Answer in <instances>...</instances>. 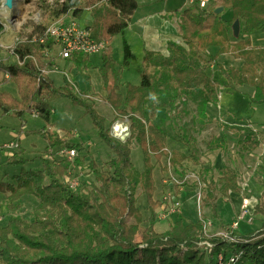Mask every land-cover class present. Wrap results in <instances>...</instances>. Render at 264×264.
Segmentation results:
<instances>
[{
	"label": "trees",
	"instance_id": "trees-1",
	"mask_svg": "<svg viewBox=\"0 0 264 264\" xmlns=\"http://www.w3.org/2000/svg\"><path fill=\"white\" fill-rule=\"evenodd\" d=\"M137 7L135 0H56L53 5L43 4L44 19L30 23L25 33L27 39L11 48L22 64L0 60V83L13 81L18 90L17 96L0 93L2 115L18 118L23 125L26 116L33 113L49 123L53 113L51 102L68 98L84 107L98 136L114 154L103 169L91 162L93 180L89 187L80 183L73 190L63 180L71 174L69 170L83 165L78 157L74 161L56 162L41 158L40 169L22 170L13 183L0 182V192L7 200L5 204L0 202V211L3 209L8 214L5 223H0V264H264V179L261 200L251 212L252 217L260 216V227L246 235L233 234L235 242L206 237L201 220L184 224L178 219L168 230L157 232L153 224L157 220L155 208L160 202L153 200L155 186L150 161L151 155L157 160L165 155L169 165L178 169L183 162L197 159L195 140L186 136L180 137V141L191 153H169L164 117L154 122L161 109L176 110L177 99L181 104H197L202 119L207 117L206 104L218 103L222 87L251 86V101L264 104V47L252 46L250 40L252 33L264 31V0H211L206 9L189 6L176 13L182 42L169 41L167 55L146 50L141 61L140 82L127 84L124 96L118 91L119 71L111 46H107L100 68L102 86L108 104L117 117L127 119L130 128V139L121 143L110 136L105 118L86 99L77 96L70 84L55 86L41 75L40 69L53 65L52 58L44 55L45 50H52L53 41L46 38L40 42L39 38L60 19L69 15L80 17L90 8L92 26L101 39L111 43L116 35L122 36L121 66L125 67L132 52L124 33ZM218 7L223 9L216 14L214 10ZM229 10L232 17L226 20L222 15ZM235 19H239L241 33L246 38L231 42L230 30ZM3 29L0 20V34ZM211 47L217 48L215 54L208 51ZM222 54L241 59L243 63L225 68L218 61ZM72 60L78 71L90 67V62L81 55H74ZM212 66L224 76V82L208 73ZM33 131L50 148L66 146L77 148L78 152L82 150L81 144L68 142L70 131L62 136L51 128ZM132 144L142 150V172L131 161ZM259 144L256 133L251 131L242 140L238 154L247 155ZM18 158L14 155L7 162L26 163V159ZM220 174L216 181L201 177L205 184L202 202L209 205L213 217H217V192L224 197L243 193L237 171L224 167ZM138 189L146 194L151 213L140 240L136 239L142 223L136 206ZM25 195H32L38 201L29 220L14 214L20 210V200ZM202 241L212 246H200ZM231 257L233 263H229Z\"/></svg>",
	"mask_w": 264,
	"mask_h": 264
},
{
	"label": "rangeland",
	"instance_id": "rangeland-1",
	"mask_svg": "<svg viewBox=\"0 0 264 264\" xmlns=\"http://www.w3.org/2000/svg\"><path fill=\"white\" fill-rule=\"evenodd\" d=\"M55 1L15 0L13 7L8 9L3 7V0H0V20L4 26L0 35V60L7 63L15 62V58L11 53L15 39L19 37V34L29 31L30 23H38V21L44 19L46 13L41 9L43 4L53 5ZM89 9H85V12L80 17L69 15L68 18H65L66 20L74 19L80 24L90 25L94 29ZM251 40L257 44H264V34L256 35ZM133 48L134 53L129 64L122 67V36L117 35L113 38L112 58L115 62L116 70L119 71L118 84L121 90L120 93L123 96L127 84L137 85L140 82L141 56L138 53L139 48L136 43L133 44ZM102 53H93L89 58L90 67L83 73L89 76V80H84V75L78 74L76 70H73V72L71 70L68 71L69 79L73 80L75 85L70 84L67 79H65L67 81L62 80L59 74H51L49 78L52 79L56 86L66 83L70 84L77 96L86 99L93 105L97 113L105 118V125L108 127L110 136L121 143H125L130 139V135L126 141H120L110 133V126L115 122L123 121L125 124H129V122H126L127 120L124 117H117L113 108L109 107L103 100L105 97L107 98V95L104 94L106 92L102 89V77L98 71V67H102ZM222 63L225 66L228 64L225 59L222 60ZM92 65L96 68H92ZM117 66L119 67L117 68ZM64 69L68 70L67 68ZM213 71L216 70L210 68L208 73L211 74ZM79 72L82 73L83 71L79 70ZM214 73L216 79L224 82V76L219 71ZM245 86L247 85L236 86L233 89L222 87L218 103L216 105L206 104L207 117L205 119L200 117L197 104L193 102L181 104L179 99L176 100L178 105L176 110L164 108L161 109L162 111L160 110V113L158 112L154 122H158L159 117H164L163 124L168 135L166 142L167 151L169 153L182 152L189 155L191 152L180 141V137H190L196 143L195 154L197 159L195 162L198 163L187 160L183 162L181 167L174 169L169 165V160L165 155H162L158 160L155 156H150V161L153 165L152 178L155 186L153 200H158L161 204L165 197L176 196L177 199H166L168 207H171L177 200L179 201V206L175 210L176 213L163 220L157 218V214L159 215L162 212L159 209L160 205L155 208L157 218L153 224L155 231L163 232L168 230L172 223L178 219L184 222L186 220L194 222L209 219L212 222V226L208 234L212 235H217L220 232H217L223 226H220V220L229 225L237 222L234 233L239 235L249 234L260 227L259 217L253 216L252 220L250 219L251 216L239 219L233 203L230 201L231 199L221 196L220 192H217V217H213L209 207H207L208 205L202 202L205 184L201 177H204L206 181L210 179L216 181L220 177V170L223 167L231 168L237 171L238 175L240 174L238 181L243 187L244 199L248 200L249 203L248 212L253 213V206L260 199V191L262 190V181L264 179V153L262 152L264 146L256 148L251 152L250 156L247 154L248 157L245 158L246 160L244 159L245 161L243 159L240 161L239 157H237L242 140L246 136L245 133L251 132L248 129L251 125L250 121L253 122L255 127H261L253 130V132L256 133L261 144L264 142V104L252 102V88ZM17 91L13 81L8 80L0 83V93L17 96ZM51 104L53 113L49 123L37 115L28 114L25 123L21 125L22 122L18 118L2 115L0 110V145L5 141H16L19 139L20 151L16 152V156L17 158L22 156L23 159H26L24 164H10L7 162V153L0 147V182L13 183L14 177L21 173L22 170L40 169L41 158L44 157L48 144L40 134L34 133L33 130L51 128L53 131L59 132V135L66 131L71 132V135L69 134L68 136V142L82 145V150L78 152V158L83 160V165L81 169L75 167L76 169L73 173H76L81 185L84 187H89L93 180L89 165L95 163L99 169H103L105 163L114 157L110 148L98 136L97 130L83 106L73 104L70 99L65 97L57 98ZM243 123L248 126L239 130L238 127ZM21 130L27 131L25 136L20 137L19 131ZM130 153L134 167L137 171L142 172L144 163L141 148L136 144H132ZM234 156L238 159L239 164L233 162ZM234 164L238 165V170L234 168ZM186 176L189 177L184 179ZM136 195V206L142 215V223L136 236V239L140 240L144 229L149 225L151 213L146 194L138 189ZM6 201V195L0 192V202L5 204ZM37 202L34 196L25 195L20 200V210L15 211L14 214L29 220L31 218L30 212ZM7 215L3 209L0 211L1 224L5 223Z\"/></svg>",
	"mask_w": 264,
	"mask_h": 264
},
{
	"label": "crops",
	"instance_id": "crops-1",
	"mask_svg": "<svg viewBox=\"0 0 264 264\" xmlns=\"http://www.w3.org/2000/svg\"><path fill=\"white\" fill-rule=\"evenodd\" d=\"M135 1L137 2L138 7L134 11V13H133V15L131 17V21H130L128 27L125 29V33H124V37L126 38L128 44L130 46L132 55L134 53L133 52V49H134L133 48V44L134 43H136V45L139 48L138 53L141 56V61H142L144 52L146 50L159 52V53H161L163 55H167L168 54L167 43L169 41H174L176 43H181L182 42V39L178 35V16L176 15V13L184 10L185 8L189 7L190 5L187 3L186 0H135ZM89 14H90V12H89ZM90 16H91V14H90ZM222 17L224 19H226V20H229L232 17V12L229 10V11L225 12L222 15ZM67 18H68V16H67ZM64 19H66V18H64ZM91 21H92V16H91ZM94 32L96 33L97 37L100 38L98 36L97 30L95 28H94ZM260 34H264V32L260 31V32L252 33L250 35V40H251L252 37H254L256 35L258 36ZM245 38L246 37H244L242 35V33H241V23H240V30H239V34H238L237 38H235L232 35V31L230 30L231 42H237V41H239L241 39H245ZM251 44H252V46H261V47L264 45V44L254 43L252 40H251ZM108 46H111V48H112V42L111 43L108 42ZM208 51L211 54H215L216 51H217V48L216 47H211V48L208 49ZM90 56L91 55H89L87 58H84V59H86V61L90 62V59H89ZM50 57L53 60V65L54 66L56 65L60 69L67 68V69L71 70L72 72H73V70H76V72L78 74L84 75L83 76L84 80H89V76L83 74L86 69L83 70L82 73H80L77 70V68L73 65L74 63L71 62L70 60L61 59V57H59L57 54L51 55ZM223 59H225L227 61V63H228L227 66L223 65V63H222ZM218 61L225 68H228V67H231V66L239 67L243 63V61L241 59L234 58L233 56H231L229 54L220 55L219 58H218ZM100 67H98L99 73H100ZM118 67L119 66H117V68ZM92 68H96V67L94 65H92ZM211 68H212V70L214 69L213 66ZM141 69H142V66H141ZM214 72H216V71L212 72L213 76L215 75ZM51 74H59V75H61L62 80L66 79V78L63 77V75L61 73L54 72V71L52 72L51 71L49 75H51ZM49 79L52 81L51 78H49ZM75 79H76V77H75ZM65 81H67V80H65ZM68 81H69L70 84L75 85L73 80L69 79ZM58 86H61V85H58ZM118 86H119V84H118ZM245 87H249L250 89L252 88L251 86H245ZM102 89H103V86H102ZM251 90H252V94H253V88ZM118 91L121 92L120 87H119ZM104 94L106 95V93H104ZM103 100L110 107V105L106 101V97ZM243 124H241V126L238 127L239 130H242L246 126H248L246 123L244 125ZM250 124H251L250 128H248V129H250L251 131L261 128L260 126L259 127H255L252 121H250ZM263 124H264V119H263ZM229 126H232V125H229ZM248 129H246V130H248ZM23 132H24V134H23ZM19 133L21 135L20 137L26 135V132L22 131V130L19 131ZM245 134L247 135L248 133H245ZM262 144L260 143L259 146L260 147L264 146V142H262ZM19 151H20V140H19ZM262 152L264 153V148L262 149ZM238 155H237V157H239L240 161L242 159H243V161H245L246 160L245 158L248 157L247 155H241V154H238ZM248 155L250 156L251 153H249ZM21 158H23V157L21 156ZM233 162L239 164L238 159L235 156L233 157ZM233 166L237 170L239 169L238 165L234 164ZM223 168H221V169H223ZM227 197H228V199H231L230 201L233 203L235 212L239 215L240 208H241V203H242V201L244 199L243 193L241 195L240 194L230 193L229 195H227ZM216 205H217V202H216ZM207 207H209V205ZM209 209H210V207H209ZM173 214H175V213H173ZM182 215H184V214L182 213ZM251 217H252V215H251ZM251 217H250V219H251ZM256 217H259V219H260V216H256ZM191 221L192 220H186L185 222L183 221V223L187 224V223H189ZM220 221H221L220 226H222V225L223 226H222V228L220 230H217V232L222 231V230L226 229L229 226L228 223H224V221H222V220H220ZM209 230H211V228ZM209 235H212V234H209ZM235 235H239V234H235Z\"/></svg>",
	"mask_w": 264,
	"mask_h": 264
},
{
	"label": "built area",
	"instance_id": "built-area-1",
	"mask_svg": "<svg viewBox=\"0 0 264 264\" xmlns=\"http://www.w3.org/2000/svg\"><path fill=\"white\" fill-rule=\"evenodd\" d=\"M190 6H195L199 9H206L211 2V0H186ZM5 7V6H3ZM46 38H49L53 41L52 50H45L44 55L50 57L51 55L57 54L61 59L70 58L76 53L90 54L99 51H103L108 46V42L97 37L94 29L90 25L80 24L74 19L66 20L61 19L54 24L50 25L44 33V36L39 38L40 42H44ZM35 40L37 38H34ZM17 40V39H16ZM34 59V58H33ZM35 60V59H34ZM42 73L51 72L52 69L44 68L40 69ZM33 114V113H32ZM36 115V114H33ZM127 120V119H126ZM127 122V121H126ZM111 135L117 138L120 141H126L130 135L129 133V125L124 123L123 121L115 122L110 126ZM1 148L7 153L8 156H12V152L15 149L19 148V140L16 141H5L1 143ZM78 151L75 148H65L61 147L55 152L54 158H67L73 159L77 156ZM52 160H54V158ZM72 177L67 178V182L69 187L73 190L78 189L80 185V181L76 173L71 174ZM186 176L184 179L188 178ZM199 182V179H198ZM167 196L165 197L160 204L159 209H161V213L157 218L159 220H163L171 216L173 213H176V209L179 206L178 200L171 206L168 207L166 205V199L170 198L171 200L176 198V196ZM177 199V198H176ZM248 200L243 199L241 203L240 213L238 215L239 219H245L246 217L251 216V212H248ZM203 227V233L206 237H221L223 240H227L230 242H235L236 238L233 236L234 229L237 227V222H233L232 225H229L226 229L217 233V235H209V229L212 226L211 220L207 219L206 221H201ZM200 246L205 248H209L212 244L208 241L199 242ZM219 260H221V255H218ZM234 258L231 257L229 259V263H233ZM221 264V262H219Z\"/></svg>",
	"mask_w": 264,
	"mask_h": 264
},
{
	"label": "bare ground",
	"instance_id": "bare-ground-1",
	"mask_svg": "<svg viewBox=\"0 0 264 264\" xmlns=\"http://www.w3.org/2000/svg\"><path fill=\"white\" fill-rule=\"evenodd\" d=\"M15 1V0H14ZM2 34V33H1ZM0 34V35H1ZM19 37H17L16 39H15V44L18 42V41H21V40H26L27 39V36H26V34L24 33V34H19L18 35ZM101 39V38H100ZM104 40V39H103ZM105 41H107V40H105ZM14 44V45H15ZM104 51V50H103ZM103 51H99V52H103ZM99 52H95V53H99ZM11 53H12V51H11ZM91 54H93V53H90V54H83V53H76V54H74V55H81L83 58H87L89 55H91ZM12 55H13V53H12ZM74 55L72 56V57H70V58H65L64 60H70L71 62H73V57H74ZM13 57L15 58V62L14 63H16V64H18V65H21L22 64V61L17 57V56H15V55H13ZM74 65V64H73ZM75 66V65H74ZM44 68H50V69H52V72L54 71V72H58V73H61L62 75H63V77L64 78H66L67 80H69V75H68V71H69V69L68 70H66V69H64V68H62V69H60L58 66H54V65H47V66H44L42 69H44ZM40 73H41V75L43 76V77H45V78H47V79H49L48 77L50 76L49 74H50V72H46V73H42L41 71H40ZM50 80V79H49ZM115 113V112H114ZM58 134H60L59 132H57ZM64 134V133H63ZM62 134V135H63ZM62 135H60V136H62ZM258 138V137H257ZM1 147V146H0ZM61 147H65V148H68V147H66V146H58L57 148H50V147H48L47 149H46V151H45V155H44V159H46V160H50V161H61V160H64V159H66V160H69V161H74L77 157H78V155H79V153L77 154V156L75 157V158H73V159H67V158H54L53 156H55V152L59 149V148H61ZM71 148H73V147H71ZM75 149H77V148H75ZM3 150V149H2ZM4 151V150H3ZM17 151H19V148L18 149H15V150H13V152H12V156H14V155H16V152ZM78 151V150H77ZM12 156H8L7 155V158H9V157H12ZM51 157H53L54 158V160H52V158ZM76 168H79V169H81L82 167L81 166H77ZM75 168V169H76ZM75 169H73V170H69V172L68 173H73L74 172V170ZM71 174H69V175H66L65 177H64V181L65 182H67V178L69 177H72V175ZM68 183V182H67Z\"/></svg>",
	"mask_w": 264,
	"mask_h": 264
},
{
	"label": "water",
	"instance_id": "water-1",
	"mask_svg": "<svg viewBox=\"0 0 264 264\" xmlns=\"http://www.w3.org/2000/svg\"><path fill=\"white\" fill-rule=\"evenodd\" d=\"M14 5V0H3V6L8 9H11ZM222 7H218L214 10V13L218 14L222 11ZM240 30V22L239 19H235L231 25L232 35L237 38Z\"/></svg>",
	"mask_w": 264,
	"mask_h": 264
}]
</instances>
